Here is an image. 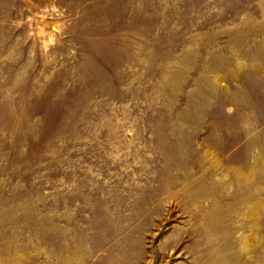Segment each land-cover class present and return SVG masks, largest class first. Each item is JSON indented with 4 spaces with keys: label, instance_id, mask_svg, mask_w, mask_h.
Returning a JSON list of instances; mask_svg holds the SVG:
<instances>
[{
    "label": "rangeland",
    "instance_id": "obj_1",
    "mask_svg": "<svg viewBox=\"0 0 264 264\" xmlns=\"http://www.w3.org/2000/svg\"><path fill=\"white\" fill-rule=\"evenodd\" d=\"M0 264H264V0H0Z\"/></svg>",
    "mask_w": 264,
    "mask_h": 264
},
{
    "label": "bare ground",
    "instance_id": "obj_2",
    "mask_svg": "<svg viewBox=\"0 0 264 264\" xmlns=\"http://www.w3.org/2000/svg\"><path fill=\"white\" fill-rule=\"evenodd\" d=\"M251 247V246H250Z\"/></svg>",
    "mask_w": 264,
    "mask_h": 264
}]
</instances>
